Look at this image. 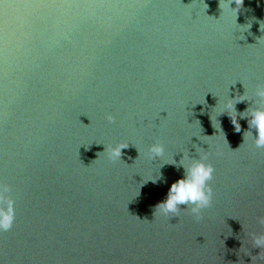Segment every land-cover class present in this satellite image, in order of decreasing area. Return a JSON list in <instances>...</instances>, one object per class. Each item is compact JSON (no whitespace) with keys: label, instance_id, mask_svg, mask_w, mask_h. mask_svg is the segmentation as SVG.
<instances>
[{"label":"water","instance_id":"1","mask_svg":"<svg viewBox=\"0 0 264 264\" xmlns=\"http://www.w3.org/2000/svg\"><path fill=\"white\" fill-rule=\"evenodd\" d=\"M257 84L264 0L236 19L218 0H0V181L15 208L0 264H264L250 242L264 147L243 142L239 116L252 101L234 105L240 132L220 104ZM185 153L214 168L210 206L156 215Z\"/></svg>","mask_w":264,"mask_h":264},{"label":"clouds","instance_id":"2","mask_svg":"<svg viewBox=\"0 0 264 264\" xmlns=\"http://www.w3.org/2000/svg\"><path fill=\"white\" fill-rule=\"evenodd\" d=\"M242 3L243 0H218L220 14H233L236 19ZM248 100H251L252 104L239 113L240 118L247 119V130L243 132V142L245 138H248L255 147L261 148L264 147V84H257L251 95L246 94L244 89L242 95H235L232 99L226 98L223 103L220 102L221 113H226L234 131L240 132L241 127L237 121L234 105ZM229 113H233V115H229ZM107 119L111 121L112 117L109 115ZM220 131L222 130L220 129ZM127 147L119 144L111 146L108 150L109 159L120 160L121 149ZM164 151L162 144L153 142L148 145L146 155L152 161L160 159L164 155ZM205 159V157L189 158L187 153L179 161H174L172 158L174 163L169 164L182 168V175L169 185L165 197L155 205L153 213L169 218L180 211V205H185V208L191 206L189 210L196 219L200 218L201 209L209 207L212 201V189L208 182L212 179L214 168L210 163H206ZM158 178L151 181L155 183ZM10 191V186L0 181V234L8 232L15 220L14 200L9 195ZM257 222L264 225V216L258 217ZM250 242L252 247L260 249V252L256 256H252L251 260L253 257L257 260H264V255H262L264 234H250ZM243 253L248 255V249Z\"/></svg>","mask_w":264,"mask_h":264}]
</instances>
